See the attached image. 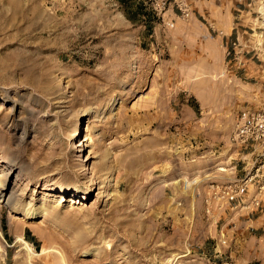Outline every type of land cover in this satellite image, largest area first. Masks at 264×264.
<instances>
[{"label": "rangeland", "instance_id": "rangeland-1", "mask_svg": "<svg viewBox=\"0 0 264 264\" xmlns=\"http://www.w3.org/2000/svg\"><path fill=\"white\" fill-rule=\"evenodd\" d=\"M259 3L0 0V264H264V205L210 201L264 104Z\"/></svg>", "mask_w": 264, "mask_h": 264}, {"label": "built area", "instance_id": "built-area-1", "mask_svg": "<svg viewBox=\"0 0 264 264\" xmlns=\"http://www.w3.org/2000/svg\"><path fill=\"white\" fill-rule=\"evenodd\" d=\"M240 42L238 34L236 41L232 43L235 60H238L236 49ZM231 55V50L227 48V57ZM233 142L240 146L245 155L242 166L245 175L234 184L215 192L210 201L219 209L224 208L225 203H235L237 208L241 207L252 213L264 205V104L262 108L243 113L236 125ZM221 236V248L224 249L228 241L223 232ZM223 254L222 250L216 249V258Z\"/></svg>", "mask_w": 264, "mask_h": 264}, {"label": "bare ground", "instance_id": "bare-ground-1", "mask_svg": "<svg viewBox=\"0 0 264 264\" xmlns=\"http://www.w3.org/2000/svg\"><path fill=\"white\" fill-rule=\"evenodd\" d=\"M86 114V113H85ZM74 136L76 137L77 136V133L76 135L74 134ZM76 146V145H75ZM88 154V153H87ZM88 158V157H87ZM84 161V160H83ZM234 170V168H231ZM219 171H222V172H226L227 170L226 169H223V168H220ZM188 184V182H187ZM112 185H110L111 187ZM4 187H5V184H3L2 182H0V190H2V192H0V202L1 203H4L6 202V205H12V202L13 200L15 199V192L14 190L9 194V196H7V194H4L3 190H4ZM188 187V185H187ZM111 189V188H110ZM57 191V190H56ZM60 191V190H59ZM14 209H17V208H14ZM30 208L28 209H24V213H25V216L27 218H30V219H35L36 216L38 215L37 213H34L32 211L29 210ZM18 241L20 242V244H22V250H24L26 252V254L28 255L29 258H32L36 255H38L37 252L34 251L33 247L25 240L24 237H18Z\"/></svg>", "mask_w": 264, "mask_h": 264}, {"label": "crops", "instance_id": "crops-1", "mask_svg": "<svg viewBox=\"0 0 264 264\" xmlns=\"http://www.w3.org/2000/svg\"><path fill=\"white\" fill-rule=\"evenodd\" d=\"M262 2H263V0H260L259 5H260ZM259 5H258V7H259ZM258 13L261 14V17L257 18V20L260 22L261 19H262V17H263V15H262L260 9H258ZM262 20H263V19H262ZM230 23H231V19H228V21L225 22V27L228 26L229 28H231L232 25H231ZM258 29H262V27H258L257 30H258ZM234 30H235V29H233L232 34H234V35L239 34V32L234 33ZM253 30H254V29H253ZM232 34H231V35H225V36H227V38H229L230 36H232ZM242 39H243V37H242V35H241V37H240V41H241V42H242ZM25 239H26V238H25Z\"/></svg>", "mask_w": 264, "mask_h": 264}]
</instances>
